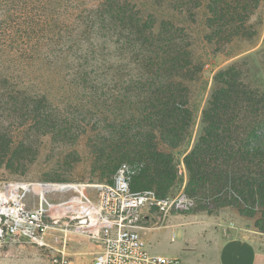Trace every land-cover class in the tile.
I'll list each match as a JSON object with an SVG mask.
<instances>
[{
	"label": "trees",
	"instance_id": "16d2710c",
	"mask_svg": "<svg viewBox=\"0 0 264 264\" xmlns=\"http://www.w3.org/2000/svg\"><path fill=\"white\" fill-rule=\"evenodd\" d=\"M202 7L197 54L188 26ZM263 27L264 0H0V105L39 135L94 134L93 170L108 183L127 164L136 170L130 190L172 197L183 188L191 211L209 215L258 212L254 227L264 233V42L216 73L200 109L204 63L251 45ZM66 77L102 100L93 104L101 127L55 117L50 94L68 91ZM22 148L0 133V166L20 167Z\"/></svg>",
	"mask_w": 264,
	"mask_h": 264
},
{
	"label": "built area",
	"instance_id": "2783aa9c",
	"mask_svg": "<svg viewBox=\"0 0 264 264\" xmlns=\"http://www.w3.org/2000/svg\"><path fill=\"white\" fill-rule=\"evenodd\" d=\"M136 170L119 166L112 182H0V249L31 245L50 252L47 264H81L68 247L72 239L90 244L83 264H180L151 253L138 229L157 213L163 226L170 214L190 212L194 203L183 189L159 197L154 190L132 191Z\"/></svg>",
	"mask_w": 264,
	"mask_h": 264
},
{
	"label": "rangeland",
	"instance_id": "374dc122",
	"mask_svg": "<svg viewBox=\"0 0 264 264\" xmlns=\"http://www.w3.org/2000/svg\"><path fill=\"white\" fill-rule=\"evenodd\" d=\"M205 18V11L202 7L196 10L193 17V24L188 26V32L192 36L193 50L195 53L200 54L203 52L202 46L199 44V39L203 32V21ZM264 42V27L261 29L259 36L255 42L249 45L246 42H239L233 45L231 55L225 53H215L205 63L202 71V78L204 85H206V91L202 96L200 103V109L203 108L208 94L213 86V78L216 73L229 65L242 61L243 58L250 54H253L256 50L261 48ZM70 78L66 77L65 86L68 91L55 89L50 95V101L54 104L55 117L64 120L69 118L73 120L75 118L91 120V124H96L97 127H101L98 121L102 119L101 115L95 114L93 104H99L100 101H95L93 95L84 93L81 89L77 90L76 85L69 83ZM54 82H61L56 80ZM68 83L73 88V91H69ZM82 87V82H78ZM64 86V84H59ZM92 84H86L90 86ZM54 86H58L55 83ZM80 87V88H81ZM199 85L193 86L191 90L193 93L197 91ZM79 88V86H78ZM104 90L101 91L103 94ZM4 102V101H3ZM10 110V111H9ZM11 108L8 106L0 105V133L7 134L12 139L13 145L18 143L22 144V153L19 157L22 159V165L15 169H7L4 165L0 166V182L5 181H53V182H77L86 184H108L110 179L101 178L97 171L93 170V161L95 158L100 157L97 152L96 138L94 134L88 135L85 138H79L78 140L71 138L74 134L69 135V138H64L63 135H58L52 138L48 135H39L33 130L28 129L25 125H21L18 119L19 113H12ZM83 119V120H84ZM200 126V113L198 112L195 124L192 132L193 136L198 132ZM100 135L102 130L97 131ZM97 133V134H98ZM90 134V133H88ZM1 154L6 157V160L10 158L11 152ZM0 161L3 160L0 158ZM5 162V159H4ZM184 180L186 179V172L182 169ZM183 189V188H181ZM180 190V189H179ZM176 190L174 193H177ZM226 211L225 215L219 214L220 211ZM234 212V213H233ZM259 217L258 212L253 217L241 216L234 207H220L211 215L206 211H191L185 214H170L164 222L161 235L151 238L149 233V240H145L146 246L151 253L157 255L174 256L178 257L180 261L185 260L186 256L197 259L202 262L201 253L205 248L202 243L204 233L198 234V231L206 230V234L211 236L210 223H229L232 221L237 227H242L241 219L245 220L247 224L243 227H247L249 230L252 223L253 228L255 220ZM185 222L186 225L191 223L195 224V240L191 243L192 251H181V247L184 244L180 239V229L177 228L178 222ZM244 222V221H243ZM190 228V226L188 227ZM256 232H258L255 229ZM157 234V231H154ZM260 233V232H258ZM172 235H175V240L171 241ZM77 239H72L68 251L73 256L74 260L78 263L90 261V249L86 247L84 242H76ZM192 241V240H190ZM202 249V251H201ZM50 252L42 250L31 245H11L0 249V264H47ZM187 260V259H186Z\"/></svg>",
	"mask_w": 264,
	"mask_h": 264
},
{
	"label": "crops",
	"instance_id": "0c3cea01",
	"mask_svg": "<svg viewBox=\"0 0 264 264\" xmlns=\"http://www.w3.org/2000/svg\"><path fill=\"white\" fill-rule=\"evenodd\" d=\"M226 211L228 210L220 211L215 217L219 214L225 215ZM158 216L157 213L151 214L148 216L147 223L138 229L139 234L144 240H149V233L151 234V238L161 235V230L165 226L158 225ZM240 219L242 227H237L230 220L227 224L213 221L210 223V227H208L212 233L211 236L206 234V230L198 231V234H201V232L204 233V236L201 237L203 243L202 248H205L203 251L201 249V253H204L201 255L202 262L198 259L195 261L194 258L187 255V260H179L180 264H264V233L256 232L252 223L248 230L247 227H243L244 224H247L245 220H243V218ZM178 223L177 228L181 231L179 236L184 243L181 247V251H192L191 243L195 240L193 236L195 230L198 229H195L194 223H191L188 226L182 221H179ZM189 226L190 228H188ZM154 231H157V234H155ZM78 240L79 239H77L76 242L82 241ZM174 240L175 235H172L171 241ZM82 242H84L86 247L90 249L91 261L93 255L92 247L86 241ZM90 261L83 263H89Z\"/></svg>",
	"mask_w": 264,
	"mask_h": 264
}]
</instances>
